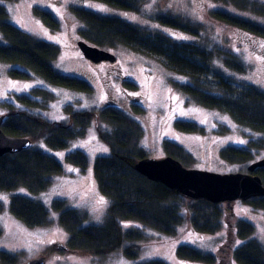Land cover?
<instances>
[{"label": "trees", "instance_id": "1", "mask_svg": "<svg viewBox=\"0 0 264 264\" xmlns=\"http://www.w3.org/2000/svg\"><path fill=\"white\" fill-rule=\"evenodd\" d=\"M115 7L140 12L148 0H99ZM233 3L237 7L264 14V5L256 0H219ZM72 11L83 21L80 28L82 39L101 48L109 49L127 46L136 52L157 56L166 66L190 77L189 82L174 81L173 86L188 95L197 104L228 113L240 125L264 132V89L253 84H239L226 75L215 64L217 57L226 67L246 72L247 65L236 55L210 49L198 41L179 40L162 31H150L119 16L102 14L89 8L72 6ZM35 12L44 23L59 29V20L46 9L35 7ZM212 16L252 34L264 37V25L223 9L212 11ZM5 5L0 4V31L6 43H0V61L21 65L48 82L71 89L92 92L93 86L81 77L59 71L54 60L60 48L54 43L40 39L28 31L11 23ZM156 20L162 25L180 29L190 36H202V24L191 22L171 14H158ZM13 77L27 78L29 73L19 68L10 70ZM125 87L136 90V83L123 76ZM39 101L27 94H15L5 101L8 113L3 130L9 135L31 137L44 140L54 149H65L75 139L84 137L97 116L95 110H74L66 106L70 122L51 121L34 115L23 106H37L47 109L55 95L44 89H35ZM135 113H142L145 107L133 104ZM100 119L111 125L112 130L101 129L100 138L110 146L111 153L99 155L94 165V173L100 191L111 199L105 223L85 224L81 212L68 206L65 199L52 202L59 213L60 224L68 231L67 250L105 256L125 246L127 242L145 239L139 227L125 229L123 220H135L162 233L176 236L188 218L193 230L201 233H216L223 228L226 208L223 203L207 200H191L169 188L164 183L143 175L136 167L139 160L150 157L143 146L145 134L143 123L116 100L107 101L98 111ZM175 126L184 132H201L200 125L192 120H176ZM34 143V142H33ZM261 142L251 141L248 148L235 145L221 149V157L228 162H247L254 159L253 147H262ZM163 148L167 155L179 159L184 164L194 162L195 156L180 143L164 139ZM67 161L76 167L86 169L89 157L81 149L67 154ZM255 161V160H254ZM64 172L63 163L55 156L32 146L18 153H7L0 157V189L15 191L25 187L31 193L47 190L53 183L54 174ZM264 182V166L255 171ZM257 209L264 210V196L248 200ZM12 213L30 227L51 224L50 209L43 202L30 195L14 193L10 199ZM4 203L0 200V211ZM231 216L235 213L230 208ZM230 222V219L228 220ZM256 226L240 219L233 226L232 236L222 257L204 251L191 244H181L177 248L179 257L201 264H264V246L255 238ZM4 231L0 225V237ZM240 240H246L239 244ZM130 258H137L140 245L131 243L124 248ZM224 255V256H223ZM19 253L0 251L1 264H18ZM137 264H169L166 260L151 259Z\"/></svg>", "mask_w": 264, "mask_h": 264}, {"label": "rangeland", "instance_id": "2", "mask_svg": "<svg viewBox=\"0 0 264 264\" xmlns=\"http://www.w3.org/2000/svg\"><path fill=\"white\" fill-rule=\"evenodd\" d=\"M256 1L264 5V0ZM0 4L8 9V19L11 23L59 46L60 54L54 60V65L59 71L86 79L93 86L92 92H85L54 85L21 65L0 61V115L8 113L3 103L13 99L15 94H27L42 101V96L35 93L37 88L52 92L55 99L47 109L23 106L34 115L69 123L70 114L66 110L68 105H72L74 110H95L97 113L87 134L73 140L65 149H54L44 140L30 137L34 147L57 157L63 163L64 172L52 175L53 183L43 192L31 193L25 187L15 191L0 189V200L4 203V209L0 211V225L4 231L0 237V251L19 253L18 264H25L40 257H45L42 264H137L151 259L166 260L169 264H201L179 257L178 246L191 244L222 257V251L232 236L233 226L240 219L248 220L256 226L255 234L247 240L255 238L264 246V210L254 208L248 200L223 203L227 209L223 228L210 234L193 230L188 218L176 236L162 233L139 221L123 220L121 223L125 229L139 227L146 237L141 241L127 242L124 247L105 256L64 248L69 233L60 224L59 213L52 206L54 199H65L68 206L81 212L85 224L105 223L111 199L100 191L94 165L97 156L111 153L110 146L100 138L99 132L101 129L111 131L112 126L103 122L98 115V111L110 100H116L122 108L143 123L145 134L142 144L150 157L167 156L163 148L166 138L180 143L195 156L194 162L185 164L190 168L220 173L248 172V166L254 160L264 157V132L238 124L231 115L221 110L199 105L176 89L173 86L174 81L189 82L190 77L168 68L161 58L136 52L122 45L108 49L117 55L115 62L95 63L84 56L78 48V41L82 39L80 28L84 23L72 11V6L119 16L150 31H162L179 40L198 41L210 49L230 52L242 60L248 70L234 71L226 67L219 57L215 59L216 66L235 82L253 84L262 89L264 37L216 19L212 16V11L223 9L263 25L264 14L219 0H148L140 12L115 7L99 0H0ZM36 6L49 10L59 20V29L47 26L35 12ZM158 14L176 15L191 22L201 23L202 36H190L180 29L162 25L156 20ZM0 43H6L1 31ZM13 68L27 71L29 76L13 77L10 74ZM123 76L136 83V90L124 86ZM137 103L144 106L145 111L135 113L133 104ZM179 119L197 122L202 131L178 130L175 122ZM251 141L261 142L262 146L253 147L254 159L231 163L221 157V149L230 145L248 148ZM77 149L85 151L89 157V166L86 169L67 161V154ZM14 193L30 195L47 205L50 209L51 224L30 227L17 218L10 208V199ZM101 197L106 203H100ZM230 208L233 209L234 216H231ZM245 241L240 240L239 244ZM131 243L140 245L139 256L135 259L128 257L124 251ZM230 264L238 263L231 261Z\"/></svg>", "mask_w": 264, "mask_h": 264}, {"label": "water", "instance_id": "3", "mask_svg": "<svg viewBox=\"0 0 264 264\" xmlns=\"http://www.w3.org/2000/svg\"><path fill=\"white\" fill-rule=\"evenodd\" d=\"M78 48L95 63L115 62L117 55L112 51L89 43L78 41ZM6 115H0V157L7 153H18L32 146L30 137L9 135L3 130ZM264 166V157L252 162L248 172L220 173L205 169L190 168L179 159L146 157L136 164L137 169L151 180L164 183L171 189L191 200H207L213 203H230L264 196V182L255 171ZM45 257L30 260L25 264H42Z\"/></svg>", "mask_w": 264, "mask_h": 264}, {"label": "snow or ice", "instance_id": "4", "mask_svg": "<svg viewBox=\"0 0 264 264\" xmlns=\"http://www.w3.org/2000/svg\"><path fill=\"white\" fill-rule=\"evenodd\" d=\"M104 151H107V149H104ZM100 203H101V204L106 203V201H104L103 197L100 198Z\"/></svg>", "mask_w": 264, "mask_h": 264}]
</instances>
